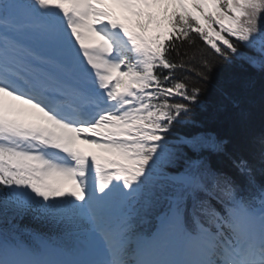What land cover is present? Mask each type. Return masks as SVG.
Returning <instances> with one entry per match:
<instances>
[{
    "label": "snow or ice",
    "instance_id": "obj_1",
    "mask_svg": "<svg viewBox=\"0 0 264 264\" xmlns=\"http://www.w3.org/2000/svg\"><path fill=\"white\" fill-rule=\"evenodd\" d=\"M234 65L264 78V0H0V264H264Z\"/></svg>",
    "mask_w": 264,
    "mask_h": 264
},
{
    "label": "trees",
    "instance_id": "obj_2",
    "mask_svg": "<svg viewBox=\"0 0 264 264\" xmlns=\"http://www.w3.org/2000/svg\"><path fill=\"white\" fill-rule=\"evenodd\" d=\"M185 47L188 46L185 45ZM202 47H204L203 42L197 37L196 48L188 47L189 54H194L199 58V49ZM181 75L182 73L180 72L179 76ZM226 77L235 78L240 93L251 97V102L248 104V108L250 110L251 119L255 123L257 131H259L260 123L264 120V111L261 110L260 103V93L261 89L264 88V78L250 73L239 65L221 68L217 74V80H223ZM209 99L215 103L216 94L214 90L209 92ZM212 127H214L222 136L230 140V151L234 158L249 156V153L240 147L242 140V132L240 128L234 126L223 114L212 124ZM216 161L226 171L234 172L229 158L217 157Z\"/></svg>",
    "mask_w": 264,
    "mask_h": 264
},
{
    "label": "rangeland",
    "instance_id": "obj_3",
    "mask_svg": "<svg viewBox=\"0 0 264 264\" xmlns=\"http://www.w3.org/2000/svg\"><path fill=\"white\" fill-rule=\"evenodd\" d=\"M79 144V143H78ZM80 148H82L81 146H79Z\"/></svg>",
    "mask_w": 264,
    "mask_h": 264
},
{
    "label": "bare ground",
    "instance_id": "obj_4",
    "mask_svg": "<svg viewBox=\"0 0 264 264\" xmlns=\"http://www.w3.org/2000/svg\"><path fill=\"white\" fill-rule=\"evenodd\" d=\"M79 147V146H78ZM82 147V146H81Z\"/></svg>",
    "mask_w": 264,
    "mask_h": 264
}]
</instances>
